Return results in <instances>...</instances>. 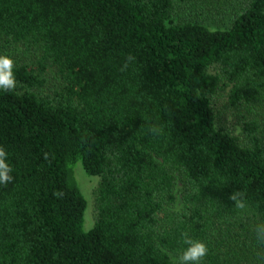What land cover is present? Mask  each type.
<instances>
[{"label":"trees","instance_id":"1","mask_svg":"<svg viewBox=\"0 0 264 264\" xmlns=\"http://www.w3.org/2000/svg\"><path fill=\"white\" fill-rule=\"evenodd\" d=\"M0 40L22 50L0 264H175L184 231L204 264H264V0H0ZM79 164L100 180L88 232Z\"/></svg>","mask_w":264,"mask_h":264},{"label":"clouds","instance_id":"2","mask_svg":"<svg viewBox=\"0 0 264 264\" xmlns=\"http://www.w3.org/2000/svg\"><path fill=\"white\" fill-rule=\"evenodd\" d=\"M134 58L128 56L124 65ZM15 64L11 57L0 55V91H10L16 87ZM153 134H158L159 129L152 128ZM13 166L10 163L8 152L0 146V185H7L14 180ZM230 199L234 201V209L243 214L249 208L247 193L239 190L231 194ZM256 242L264 246V220H258L253 226ZM180 239L184 244L183 250L178 254L175 264H204L205 258L209 255L208 245L201 239L193 238L188 232L180 233Z\"/></svg>","mask_w":264,"mask_h":264},{"label":"rangeland","instance_id":"3","mask_svg":"<svg viewBox=\"0 0 264 264\" xmlns=\"http://www.w3.org/2000/svg\"><path fill=\"white\" fill-rule=\"evenodd\" d=\"M210 3H213V0H210ZM188 16V15H187ZM21 48L20 47H7L1 40H0V55H5L9 56L13 59L14 64L18 63L21 56ZM51 79L56 78V74L52 71L50 74ZM219 104V110H222V114H224V121L226 124L232 128L235 129V131L238 133L241 131V127L237 125V114L231 113L228 109L226 108V101L225 99H220L218 100ZM75 178L79 184V187L85 197V199L88 202V208L85 212V222H84V230L85 232H88L92 230L95 226V194L96 190L99 186V178L95 177H89L85 173L84 169L82 168V165L79 164L77 165L75 169ZM180 188V185L178 186ZM178 188V190H179ZM181 199V198H180ZM180 204L181 201L179 200Z\"/></svg>","mask_w":264,"mask_h":264}]
</instances>
